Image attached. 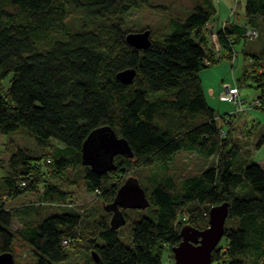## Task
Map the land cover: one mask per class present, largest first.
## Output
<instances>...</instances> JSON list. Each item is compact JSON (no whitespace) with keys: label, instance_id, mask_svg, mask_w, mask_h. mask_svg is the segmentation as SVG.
<instances>
[{"label":"trees","instance_id":"1","mask_svg":"<svg viewBox=\"0 0 264 264\" xmlns=\"http://www.w3.org/2000/svg\"><path fill=\"white\" fill-rule=\"evenodd\" d=\"M155 1L0 0V134L15 138L22 131L34 144L32 152L16 147L0 177V255L13 256L19 240L35 264H63L76 247L86 252L84 264H95L92 253L98 264H162L165 251L173 259L182 228L204 230L210 209L227 203L212 264H264V169L252 158L264 145V130L252 149L243 147L234 135L235 112L221 116L199 77L234 59V45L249 32L264 38V0H246L243 13L234 6L230 17L242 14V24H221L213 0H185L190 9L174 12ZM141 9L165 20L159 35L144 28L150 32L144 50L126 42L138 33L126 28V15ZM209 29L219 52L208 47ZM243 54L248 64L235 88L264 95V53L254 47ZM128 69L136 75L123 84L116 76ZM221 94L218 101L225 102ZM258 101L254 108L264 112V100ZM103 127L128 143L133 158L117 156L114 171L96 175L82 165L81 147ZM181 152L211 162L177 178L169 170ZM129 177L138 180L149 207L119 210L131 224L126 246L122 226H112L117 218L104 206ZM78 183L97 196L99 209L72 205L68 188ZM27 193L38 194V202L7 207ZM49 207L59 212L45 213ZM14 220L20 229L12 230Z\"/></svg>","mask_w":264,"mask_h":264},{"label":"rangeland","instance_id":"2","mask_svg":"<svg viewBox=\"0 0 264 264\" xmlns=\"http://www.w3.org/2000/svg\"><path fill=\"white\" fill-rule=\"evenodd\" d=\"M156 3L161 2L168 6V9L172 12L181 11L190 9L191 4L185 0H156ZM213 3L217 9V13L221 16L222 23L229 21H236L239 19V16H235L233 13L232 17H230V11L235 10L234 6L238 4L237 13H243L244 6L246 4V0H213ZM176 9V10H175ZM217 16V15H216ZM239 19L240 24L244 23V18H242V14ZM126 28L132 32H142L146 27H152L157 31V35L163 31V24L165 20L162 18V14L156 12L154 10L149 9H141L139 11H135L126 15ZM215 21H211L214 25ZM206 39L208 42V47L217 49L215 32L209 29L208 34L206 35ZM258 51L260 49L264 53V38H257L255 40L249 39H240L238 43L234 45V59L224 58L222 62L216 63L199 73V77L202 83V87H204L205 92L207 93L208 87L211 89H217V97L211 98L207 95L209 102L211 103L214 99L213 103L210 105L215 107L216 110L220 113L221 116L225 115H233L232 112L235 110L236 106L233 103L227 102H219L218 96L221 91L224 92L225 86L237 87V78L241 75V72L244 68H246L248 62L244 58L243 50L247 51L253 49ZM264 60V57L260 56V62ZM233 63V64H232ZM250 63V62H249ZM233 65V67H232ZM250 66V64L248 65ZM251 66H253L251 64ZM250 66V67H251ZM232 67V69H231ZM214 69V70H213ZM212 75L214 78L205 79L202 77V74ZM7 82H5L4 86L6 87ZM224 87V88H223ZM218 89L220 91H218ZM239 99H242L246 104L242 114L239 115L240 110H238V116H234L231 120L236 124L237 128L234 133L235 137L238 139L237 141L245 147V145L252 149L256 144L258 138H255L258 135L259 130H264V112L254 108L253 102L256 98L260 101L264 100V95H259L252 90V88H247L245 86H240L239 88ZM239 101V100H238ZM238 109V108H237ZM247 124V125H246ZM243 128L245 132H252V137H244L241 132H243ZM244 133V132H243ZM264 135V134H262ZM15 138H9L7 135L0 134V177L3 172L7 170V157L8 152L12 147H21L27 149L28 152H32L34 148L33 140L26 136L22 131L16 133L14 135ZM254 150V149H253ZM253 160L260 164L264 169V145L259 150H254L252 153ZM211 160H200L190 152H181L175 158L170 168V173H172L177 178H181L182 176H186L187 174H195L201 171L203 168L210 164ZM69 193L71 195V200L73 201L74 207L77 205H86V212H89L93 208L99 209L100 202L96 195L88 194L84 187L80 183L75 186H71L68 188ZM38 194L36 193H28L25 194L16 200H12L7 202V207H21L24 205L36 204L38 202ZM76 204V205H75ZM45 213H58V209L56 207L50 208L44 211ZM130 226L131 224L128 223ZM129 226L122 225L119 231V238L121 242L128 246L130 245V232ZM12 230H18L21 228V224L14 220L11 226ZM82 248V247H80ZM71 255L69 256L68 261L63 264H84L86 259V252L82 248L79 250L78 247L71 249ZM13 258L16 264H35V256L32 250L20 242L19 240L14 241L13 245ZM169 260V262H168ZM162 264H174L173 259L168 258V252L165 251L163 255Z\"/></svg>","mask_w":264,"mask_h":264},{"label":"water","instance_id":"3","mask_svg":"<svg viewBox=\"0 0 264 264\" xmlns=\"http://www.w3.org/2000/svg\"><path fill=\"white\" fill-rule=\"evenodd\" d=\"M150 32L130 33L126 35L129 46L144 50L149 47ZM136 75L135 70L128 69L117 74L116 78L123 84H131ZM117 156L132 159L133 154L128 143L118 138L109 127L97 129L89 134L81 147V162L89 167L96 175H103L114 171V159ZM149 207L145 191L137 179L130 177L118 189L111 204L104 206L106 211L114 213L117 219L112 226L125 225L122 213L126 210L144 211ZM228 216V204L224 203L213 207L208 213V226L204 230H195L190 227L181 229L180 243L172 249L174 264H212V252L224 237V228ZM95 264L99 263L95 253L91 255ZM0 264H14L11 253L0 255Z\"/></svg>","mask_w":264,"mask_h":264},{"label":"clouds","instance_id":"4","mask_svg":"<svg viewBox=\"0 0 264 264\" xmlns=\"http://www.w3.org/2000/svg\"><path fill=\"white\" fill-rule=\"evenodd\" d=\"M147 31V30H146ZM142 32H145V31H142ZM142 32H138V33H142ZM130 34V33H129ZM258 38V34H257V37L256 38H248L249 40H255V39H257ZM224 88V87H223ZM230 90H236V95H235V99L233 100V99H229V98H227V99H225L224 97H228V94H229V91ZM220 100H223V101H225V102H227V103H233L235 106H236V108H235V110H233L235 113H234V116H238V110H240V113H239V115L240 114H242L243 113V111H245L246 110V108H244V105L246 104V102H244L242 99H239V89H237V88H235V87H231V86H225V88H224V92L222 91V94H221V99ZM239 100V101H238ZM256 102H258V104H260L259 103V101H258V99H256L254 102H253V105H254V107L255 106H259V105H256L255 103ZM238 108V109H237ZM226 121V120H225ZM13 150H15V148L14 147H12L11 148V150H9V154H8V157H7V161H8V159H9V157H10V154H11V152L13 151ZM43 162V160L42 161H38L37 162V167H39L40 165H41V163ZM46 163H48V164H50V161L49 160H46L45 161ZM115 164V163H114ZM7 167H8V163H7ZM130 178V177H129ZM21 186H25V184L24 183H21ZM28 194V193H27ZM25 195V194H24ZM68 207H70L71 206V204H69V205H67ZM74 206V205H73ZM127 211V210H126ZM187 227V226H186ZM181 232V231H180ZM223 239V238H222ZM64 242H66V241H64ZM63 242V243H64ZM221 242V241H220ZM67 243V242H66ZM220 244V243H219ZM64 245V244H63ZM168 262H169V260H168Z\"/></svg>","mask_w":264,"mask_h":264},{"label":"crops","instance_id":"5","mask_svg":"<svg viewBox=\"0 0 264 264\" xmlns=\"http://www.w3.org/2000/svg\"><path fill=\"white\" fill-rule=\"evenodd\" d=\"M219 19H221V16L219 15ZM222 20V19H221ZM220 20V21H221ZM216 52H219L218 50H216ZM215 54H218V53H215ZM214 70V69H213ZM202 77H204L205 79H209V78H214L213 77V74L212 75H209V74H206V73H204V74H202L201 75V79H202ZM203 90L205 91V89H204V87H203ZM207 93L205 92V95H206V99H207V102L209 103V104H211V103H213L214 101H216L215 99H216V95H217V89H211L210 87H208V89H207ZM218 91H220L219 89H218ZM207 95L210 97V99L212 98H215L211 103L209 102V100H208V98H207Z\"/></svg>","mask_w":264,"mask_h":264},{"label":"built area","instance_id":"6","mask_svg":"<svg viewBox=\"0 0 264 264\" xmlns=\"http://www.w3.org/2000/svg\"><path fill=\"white\" fill-rule=\"evenodd\" d=\"M247 36L254 39V38L257 37V33L255 31H251V32L248 33ZM236 93H237L236 90H230L229 94H228V97H224V98L225 99L229 98V99H233L234 100L235 99L234 97H235ZM255 104L259 105L258 102H256ZM63 244L66 245L67 243L64 242Z\"/></svg>","mask_w":264,"mask_h":264}]
</instances>
